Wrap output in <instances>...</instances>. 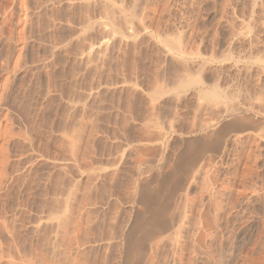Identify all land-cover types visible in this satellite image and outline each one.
Listing matches in <instances>:
<instances>
[{"label": "rangeland", "instance_id": "1", "mask_svg": "<svg viewBox=\"0 0 264 264\" xmlns=\"http://www.w3.org/2000/svg\"><path fill=\"white\" fill-rule=\"evenodd\" d=\"M189 138L137 264H264V0H0V264H121Z\"/></svg>", "mask_w": 264, "mask_h": 264}, {"label": "bare ground", "instance_id": "2", "mask_svg": "<svg viewBox=\"0 0 264 264\" xmlns=\"http://www.w3.org/2000/svg\"><path fill=\"white\" fill-rule=\"evenodd\" d=\"M232 115L234 114L232 113ZM232 123L230 124L228 123L229 124L228 126H231L230 128L231 130L234 129L232 128L233 127L231 125ZM235 124L237 125V122ZM235 124L234 127H236ZM228 126L227 124H224L219 129L218 139L216 138L217 142L221 138L222 133L224 134V131H226L229 128ZM203 141L204 139L203 140L193 139V138L186 139L184 146L182 144L183 148H181L180 152L179 153L176 152L177 153V156L175 155L176 161L173 159L175 163L173 162L174 165L173 168H171V172L166 176L165 175L163 177L159 176L160 178L154 177L151 180V182L156 183L157 185V188L155 187L156 189H151L149 184L146 183L142 185H138L136 189L137 190L136 200L139 202V204L143 205L144 211L141 214L136 215L133 218L132 222L129 224V227H127V231L124 235V257L121 261V264H137L138 260L140 261L142 260L140 258L144 250L143 242L146 241V239H150L156 235H161L165 233V231L168 228V225L165 222V216H166L165 213L168 211L167 208H169L168 202L170 201L169 200L170 196L173 195L172 193L174 191L184 187L183 185L185 184L186 176L188 177L187 173L190 172L192 169L194 170V168L197 166L198 162L200 161V158H202L201 154L204 153V151L206 152V150L212 148L213 146L212 145L213 143L212 144L208 142L205 143V141H207L206 139L204 142Z\"/></svg>", "mask_w": 264, "mask_h": 264}]
</instances>
